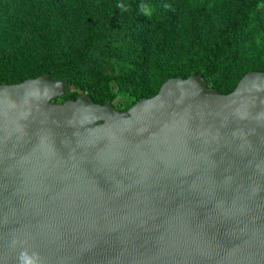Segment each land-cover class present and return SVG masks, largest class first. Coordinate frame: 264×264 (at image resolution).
Here are the masks:
<instances>
[{"label": "water", "instance_id": "1", "mask_svg": "<svg viewBox=\"0 0 264 264\" xmlns=\"http://www.w3.org/2000/svg\"><path fill=\"white\" fill-rule=\"evenodd\" d=\"M67 92L0 85V264H264V72L128 111Z\"/></svg>", "mask_w": 264, "mask_h": 264}, {"label": "trees", "instance_id": "2", "mask_svg": "<svg viewBox=\"0 0 264 264\" xmlns=\"http://www.w3.org/2000/svg\"><path fill=\"white\" fill-rule=\"evenodd\" d=\"M33 6L32 1L5 0L0 38L19 34L12 45L30 49V63L37 66L22 67L19 75L6 73L18 53L0 47V85L50 73L52 79L66 81L65 101L88 93L96 103L106 104L108 100L100 102L94 92L110 78L120 92L134 98L130 109L155 96L170 78L193 74L227 94L252 71L226 85L214 77L219 55L232 52L237 57L253 43L264 56V0H48L43 24H32L18 11ZM40 26L52 36L39 41L35 35L42 32H38ZM39 46L42 49H35ZM177 54L190 61L186 76L174 72L171 59ZM92 67L107 73L83 77ZM71 86L81 94L71 93Z\"/></svg>", "mask_w": 264, "mask_h": 264}, {"label": "rangeland", "instance_id": "3", "mask_svg": "<svg viewBox=\"0 0 264 264\" xmlns=\"http://www.w3.org/2000/svg\"><path fill=\"white\" fill-rule=\"evenodd\" d=\"M27 1H32L34 3L33 9H29L28 7L25 9H18L19 13H21L23 15V18H25L26 20L32 21V24H43L42 22L45 21L44 18L48 0ZM106 4L107 5L105 6V11L109 12V3L107 2ZM5 10V0H0V13ZM81 13V11H78V16L81 15ZM41 28L42 27L40 26L38 32H42H37L38 34L35 35L37 36L39 41H43L48 37L50 38L52 36V34H50L47 30ZM18 36L19 34L17 35V37ZM17 37L9 36L0 38V47H7L9 48V50H15L18 53V56L13 63V67L11 69L8 68L7 70H5V72L9 73L10 75H19L22 72V67L30 66L35 68L37 66V63L36 66H32V64L30 63V49H25L21 45L17 46V44L12 45L13 41H16ZM35 46L36 43L33 45V48ZM35 49L42 48L39 46ZM35 52L37 51L35 50ZM260 53L261 52H258L256 50V46L253 43H251L250 46L237 57L233 56L232 52L221 53L219 55L217 63L213 66V71L215 72L214 77L219 78V81L225 83L226 85H233V83L238 80V78L243 75L246 71H264V56ZM18 63L20 64V66ZM171 64L173 65L175 74L186 76L190 72V61L187 59L182 60L179 54L175 55L171 59ZM106 73L107 72L103 73L99 71L97 67H92L89 68L85 72V74H83V77H88L91 74L90 76L99 78L102 75L105 76ZM106 81H108L107 85H100V88H97L94 92L96 98L103 103H106V100H108V102L112 103L114 107L120 111H128L129 106L134 101V98L129 94L120 92L119 86L114 81L110 80V78ZM76 91H78L77 88H75L74 86L70 87L71 93ZM77 93L81 94L80 91H78ZM83 95H88V93H85ZM56 102H65V99L60 98Z\"/></svg>", "mask_w": 264, "mask_h": 264}, {"label": "clouds", "instance_id": "4", "mask_svg": "<svg viewBox=\"0 0 264 264\" xmlns=\"http://www.w3.org/2000/svg\"><path fill=\"white\" fill-rule=\"evenodd\" d=\"M30 264H33V262H30Z\"/></svg>", "mask_w": 264, "mask_h": 264}]
</instances>
